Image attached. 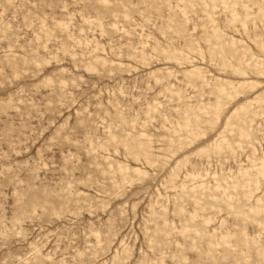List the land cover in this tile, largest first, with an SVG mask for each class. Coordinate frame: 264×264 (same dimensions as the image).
Masks as SVG:
<instances>
[{
    "label": "rangeland",
    "instance_id": "374dc122",
    "mask_svg": "<svg viewBox=\"0 0 264 264\" xmlns=\"http://www.w3.org/2000/svg\"><path fill=\"white\" fill-rule=\"evenodd\" d=\"M0 264H264V0H0Z\"/></svg>",
    "mask_w": 264,
    "mask_h": 264
}]
</instances>
